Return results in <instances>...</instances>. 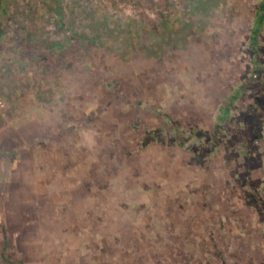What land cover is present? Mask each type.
I'll return each instance as SVG.
<instances>
[{
    "label": "rangeland",
    "instance_id": "374dc122",
    "mask_svg": "<svg viewBox=\"0 0 264 264\" xmlns=\"http://www.w3.org/2000/svg\"><path fill=\"white\" fill-rule=\"evenodd\" d=\"M261 1L0 0V264H264L246 147L190 150Z\"/></svg>",
    "mask_w": 264,
    "mask_h": 264
},
{
    "label": "trees",
    "instance_id": "16d2710c",
    "mask_svg": "<svg viewBox=\"0 0 264 264\" xmlns=\"http://www.w3.org/2000/svg\"><path fill=\"white\" fill-rule=\"evenodd\" d=\"M246 48L251 61L248 74L223 102L209 136L201 144L191 146L190 150L199 157L214 155L216 150L224 144L225 133L234 132L236 137L231 139V144L228 145L230 153L236 154L237 150L233 145H237L238 141L246 147L248 153L244 164L248 168L246 173L240 174L244 179V185L251 189L249 205L257 207L264 220V199L259 194L262 189L261 182L252 177L253 166L251 165L260 161V152L257 147L261 144L264 125V0L256 8L254 25L246 41ZM247 96L252 100L248 104V109L238 116L235 115L233 111L237 108V103Z\"/></svg>",
    "mask_w": 264,
    "mask_h": 264
}]
</instances>
